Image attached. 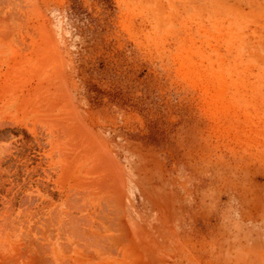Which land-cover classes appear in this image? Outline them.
<instances>
[{
    "label": "rangeland",
    "instance_id": "rangeland-1",
    "mask_svg": "<svg viewBox=\"0 0 264 264\" xmlns=\"http://www.w3.org/2000/svg\"><path fill=\"white\" fill-rule=\"evenodd\" d=\"M256 249L264 0H0V264Z\"/></svg>",
    "mask_w": 264,
    "mask_h": 264
},
{
    "label": "crops",
    "instance_id": "crops-1",
    "mask_svg": "<svg viewBox=\"0 0 264 264\" xmlns=\"http://www.w3.org/2000/svg\"><path fill=\"white\" fill-rule=\"evenodd\" d=\"M135 247H136L135 249H137L139 252L138 247L136 245H135ZM150 251L151 250H148V253ZM149 254L148 255L147 254L145 255L144 253H143V255L141 254L140 258H139V264H159L158 261H156V259H154ZM138 257H139V254L136 255V257H135L136 260L138 259ZM136 264H137V262H136ZM191 264H195L194 260L191 262ZM226 264H264V249H256V254H254L252 260H250L246 256V254H244L242 256H239V258L237 257V260L229 258Z\"/></svg>",
    "mask_w": 264,
    "mask_h": 264
}]
</instances>
